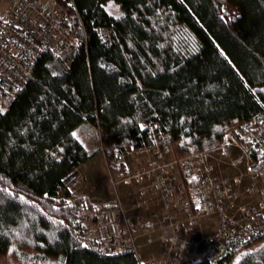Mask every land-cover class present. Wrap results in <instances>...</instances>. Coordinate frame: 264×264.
Listing matches in <instances>:
<instances>
[{
  "label": "trees",
  "instance_id": "16d2710c",
  "mask_svg": "<svg viewBox=\"0 0 264 264\" xmlns=\"http://www.w3.org/2000/svg\"><path fill=\"white\" fill-rule=\"evenodd\" d=\"M111 1L118 9H107ZM58 2L78 13L88 40L78 52L45 53L25 88H0V256L138 264L132 253H100L78 221L65 181L95 152L75 131L99 129L113 177L125 172L117 153L148 143L156 123L178 157L218 147L225 132L264 114V0ZM100 28L113 29L112 43ZM262 239L237 264H264Z\"/></svg>",
  "mask_w": 264,
  "mask_h": 264
},
{
  "label": "built area",
  "instance_id": "2783aa9c",
  "mask_svg": "<svg viewBox=\"0 0 264 264\" xmlns=\"http://www.w3.org/2000/svg\"><path fill=\"white\" fill-rule=\"evenodd\" d=\"M7 9L0 20V88L6 93L32 81L45 53L78 52L87 43L78 13L58 0H11ZM96 32L103 43H112V28ZM146 126L141 124L142 129ZM159 126H149L148 143L116 155L126 170L133 155L137 163L145 156L146 164L121 181L112 180L115 187L132 185L134 199L125 204L118 195L112 205L96 212L100 253H132L138 264H222L264 238V114L225 132L218 147L184 158L175 155L172 136ZM83 179L78 168L65 187L75 191ZM78 205L80 222L87 224L95 212L86 199ZM139 209L152 211L145 239L164 245L161 258H145L141 252L134 231Z\"/></svg>",
  "mask_w": 264,
  "mask_h": 264
},
{
  "label": "rangeland",
  "instance_id": "374dc122",
  "mask_svg": "<svg viewBox=\"0 0 264 264\" xmlns=\"http://www.w3.org/2000/svg\"><path fill=\"white\" fill-rule=\"evenodd\" d=\"M10 0H0V20H2L6 14H7V8L9 7ZM118 5H116L115 2H110L107 6V9L110 11L113 9H118ZM229 15L234 14L232 11L227 12ZM11 94V93H9ZM76 136L85 144L87 148H89L91 151L95 152V156L93 159L90 160V163L86 165L83 168H79L81 172L83 173L84 179L82 181V184L78 186V188L75 189L74 194L77 198L75 201V204H77L78 208L80 209L78 204H81L82 199H86L90 207H94L96 209L92 210L95 212L93 215L96 214L99 210L105 209L109 207L110 205L115 202V199L118 195H120L123 198V202L126 204H131L133 202V197L131 196L132 192V185H125L124 183L119 184L117 187L113 184L114 181H121L124 177H127L131 173H136L138 170H142L145 167L146 161L143 159V157H138L139 163H137L134 159L136 155H133L132 158L128 159V167L129 170L125 169L124 175L122 177H111V173L108 168V162L104 156V152L102 150V145L100 141V131L97 129V127H93L90 124H85L82 127L78 128L76 131ZM119 162V161H118ZM120 163V162H119ZM137 163V164H136ZM124 166V165H123ZM125 168V166H124ZM89 179V180H88ZM68 178L66 179V181ZM101 180H106V183L108 184V193L112 195L114 198V201L107 206H102L100 204H97L91 200L89 195H96L100 194L101 192L98 191V185ZM86 188V189H85ZM98 197V196H96ZM144 198L139 197V201H144ZM126 200V202H125ZM74 201V200H73ZM80 212V211H79ZM152 211H145L142 209H139L134 214V231L136 235L138 236V241L141 246V252L145 258L150 257H158L161 258L163 255V252L165 250L164 245L160 241L149 243L147 242L146 235L144 232V227H149L153 222V215H151ZM96 216V215H95ZM78 221H80V214L78 216ZM92 217L88 221L87 224H84L81 222V224L85 227H88L90 230V234L95 237L96 240V234H97V219L96 222L92 223ZM264 239H262L263 241ZM245 251H248V249H244L243 253ZM241 256V254H238L237 257H235L233 264L238 263V257ZM0 264H39L35 261V259H31L29 257H24L22 259H18L16 257H5L0 256Z\"/></svg>",
  "mask_w": 264,
  "mask_h": 264
},
{
  "label": "crops",
  "instance_id": "0c3cea01",
  "mask_svg": "<svg viewBox=\"0 0 264 264\" xmlns=\"http://www.w3.org/2000/svg\"><path fill=\"white\" fill-rule=\"evenodd\" d=\"M10 4H11V0H10ZM10 4H9V7H10ZM7 11H8V9H7ZM76 131H75V134H76ZM89 163H90V161L86 165H88ZM85 166H83V167H85ZM107 190H108V184L106 183V180H101L99 185H98V191L101 193L94 195V197H93V195H90L89 193H87V194L89 195V197L91 198V200L93 202L100 204L102 206H107V205H110L114 201V198L112 197V195H110V193H108ZM96 196H98V197H96ZM125 202H126V200H125Z\"/></svg>",
  "mask_w": 264,
  "mask_h": 264
}]
</instances>
